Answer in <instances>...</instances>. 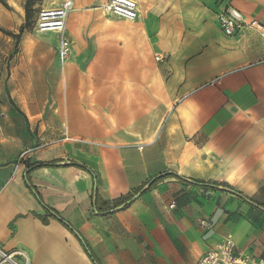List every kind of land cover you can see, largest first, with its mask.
I'll use <instances>...</instances> for the list:
<instances>
[{"label": "crops", "instance_id": "crops-1", "mask_svg": "<svg viewBox=\"0 0 264 264\" xmlns=\"http://www.w3.org/2000/svg\"><path fill=\"white\" fill-rule=\"evenodd\" d=\"M136 1L144 29L115 73L68 60L49 85L59 60L38 54L0 76L11 264H196L227 234L264 257V40L217 20L231 7L264 25V0Z\"/></svg>", "mask_w": 264, "mask_h": 264}, {"label": "rangeland", "instance_id": "rangeland-1", "mask_svg": "<svg viewBox=\"0 0 264 264\" xmlns=\"http://www.w3.org/2000/svg\"><path fill=\"white\" fill-rule=\"evenodd\" d=\"M26 1L0 0V76L2 77L9 76L10 69L21 62H27L31 67L38 54L51 63L59 60L54 70L51 69L47 75L49 85L51 83L54 85V81H50L54 76H49L62 72L63 65L68 60L76 63V70L80 73L101 75L107 65L111 70L110 74L115 73L112 70L117 66L115 55L117 48L122 45L121 43L133 39L136 27L144 29L140 8V16L135 20H129L105 12L102 6L106 0H73L63 34L71 41V52L62 61L57 54L61 35L55 32H40L37 24L42 8L59 7L64 0H31L28 21L24 9ZM106 53L109 59L105 57Z\"/></svg>", "mask_w": 264, "mask_h": 264}, {"label": "built area", "instance_id": "built-area-1", "mask_svg": "<svg viewBox=\"0 0 264 264\" xmlns=\"http://www.w3.org/2000/svg\"><path fill=\"white\" fill-rule=\"evenodd\" d=\"M72 5L73 0H64L59 7L42 8L38 16V31L55 32L61 35L57 47V54L62 61H64L71 52V41L63 34L66 28L67 16ZM102 7L103 10L109 14L130 20H135L140 16L136 0H106ZM217 20L225 35H238L242 28L247 26L256 30L264 40V25L256 20L246 23L241 13L234 8L224 7L217 14ZM200 224L206 228L210 227L209 222L205 220H202ZM13 254L19 253L14 252ZM11 263H14L12 254H5L0 251V264ZM196 264H264V257H254L236 250L231 234H227L214 248L201 254Z\"/></svg>", "mask_w": 264, "mask_h": 264}, {"label": "trees", "instance_id": "trees-1", "mask_svg": "<svg viewBox=\"0 0 264 264\" xmlns=\"http://www.w3.org/2000/svg\"><path fill=\"white\" fill-rule=\"evenodd\" d=\"M30 2H31V0H27L25 5H24L26 21H28L29 16H30V9H29L30 8ZM167 176H175V175H170V173H167ZM131 197H132L131 194L125 195L123 197H120L117 200H115L114 205L122 204V203L126 202L127 200H129Z\"/></svg>", "mask_w": 264, "mask_h": 264}, {"label": "water", "instance_id": "water-1", "mask_svg": "<svg viewBox=\"0 0 264 264\" xmlns=\"http://www.w3.org/2000/svg\"><path fill=\"white\" fill-rule=\"evenodd\" d=\"M149 184H150V183H147V184L141 189V191H139V193L142 192L143 190H145V189L149 186ZM222 188H223L224 190H226V191H231L229 188H226V187H222ZM139 193H138V194H139Z\"/></svg>", "mask_w": 264, "mask_h": 264}, {"label": "bare ground", "instance_id": "bare-ground-1", "mask_svg": "<svg viewBox=\"0 0 264 264\" xmlns=\"http://www.w3.org/2000/svg\"><path fill=\"white\" fill-rule=\"evenodd\" d=\"M130 20V19H129Z\"/></svg>", "mask_w": 264, "mask_h": 264}]
</instances>
